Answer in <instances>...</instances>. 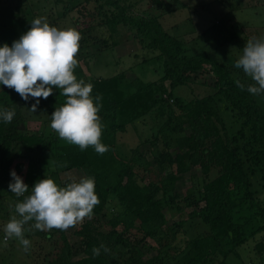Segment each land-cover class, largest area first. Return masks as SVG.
I'll list each match as a JSON object with an SVG mask.
<instances>
[{
  "label": "trees",
  "instance_id": "16d2710c",
  "mask_svg": "<svg viewBox=\"0 0 264 264\" xmlns=\"http://www.w3.org/2000/svg\"><path fill=\"white\" fill-rule=\"evenodd\" d=\"M85 1L88 5L96 2L97 7L95 13L90 14L91 20H84V23H89L85 29L77 24L82 49L87 46L89 32L96 27H105L113 35L117 33L119 24L129 25L147 42L156 57L162 59V77L153 82L135 79L132 83L135 91L127 95L122 73L109 78L86 76L87 83L93 85L92 96H102V108L98 113L103 124L101 142L110 149L103 155L96 153L92 147L81 151L78 146L59 139L50 128L52 113L66 102V97L60 95L61 90L53 87L51 96L40 98L37 107L41 110L35 113L29 110L36 102L35 98L25 101L14 89L7 88L8 93L0 91V110L15 109L11 123L0 119L1 180L8 185L12 182L10 172L17 161L25 168L23 182L30 188L25 195L30 194L38 180H55L61 171L78 170L86 177L94 178L100 203L94 207L93 214L100 215L109 210L112 217L106 223L88 220L75 230L74 234L84 247L85 258L74 264H168L167 253L173 248L176 238L164 213L165 206L171 204V191H168L171 183H176L192 169L199 170L203 180L202 188L198 190V201L189 204L195 207L190 215L193 219H201L209 232L204 238L189 242L184 247L187 256L193 255L188 264H205L207 259H216L215 256L223 252L219 248L221 240L227 239L234 247L241 245L247 239L246 230L257 221L261 222L259 231L264 230V208L258 204L251 189L252 182L239 143L244 140L251 146V151L255 149L250 152L249 160L261 167L259 170L264 181V93L258 100L256 95L247 91L253 83L233 77L231 70L210 55L188 54L185 43L167 32L160 18L138 19L130 16L128 10L132 6L120 7L119 0H104V4H99L102 0ZM22 2L19 1L17 9L8 5L0 11V21L4 20L2 24L6 20L23 17ZM105 5L119 10L104 12ZM68 9H71L70 4ZM96 22L97 25L94 24ZM225 27L213 25L210 29L219 45L231 43L241 36L226 35L228 29ZM207 72L215 77V94L189 102L174 97L173 91L177 87L195 83ZM236 80L245 85L243 90L237 86ZM218 97L226 101L241 122L235 134L228 130L223 120L219 101H216ZM172 106H176L179 112L174 111ZM154 112H160L157 117L164 118L165 122L159 133L147 140L151 144L146 143L154 155L152 163L143 164L144 157L137 148L131 151L129 158L118 155L116 132L125 131L129 123ZM32 118L42 122L40 130H29ZM169 132L179 136L167 139ZM173 144L179 150L176 155L172 153ZM151 166L157 181L140 185L137 171L140 168L146 173L153 172ZM8 193L15 203L23 200V197ZM190 197L195 200L194 195ZM199 201L204 203L201 208ZM241 211L251 215L245 219L246 223L236 224L233 215ZM51 235L46 236L51 238ZM151 241L158 248H152V255L147 257L142 246ZM101 244L111 251L105 253L101 250V254L93 258V247H100ZM224 258H227L225 254Z\"/></svg>",
  "mask_w": 264,
  "mask_h": 264
},
{
  "label": "rangeland",
  "instance_id": "374dc122",
  "mask_svg": "<svg viewBox=\"0 0 264 264\" xmlns=\"http://www.w3.org/2000/svg\"><path fill=\"white\" fill-rule=\"evenodd\" d=\"M19 1L0 0V11L8 5L12 9H17ZM119 1L120 7L132 6L128 10L130 16L138 19L160 18L164 29L181 38L185 43L188 54L206 53L231 70L233 77L254 84V81L247 77L242 69L235 67V63L242 55L243 47L249 39L264 38V0H156V3L154 0ZM104 3L105 1L102 0L99 4ZM69 4L71 9H68ZM20 7L23 12L22 18L6 20L4 24H2L4 20L0 21V47L5 43L11 47L14 41L31 28V22L36 18H43L50 26H56L62 30L68 28L79 30L77 24L81 25V29H85L89 23H84V20H91L90 14L95 13L97 3L92 2L88 5L85 0H23ZM108 9L114 12L119 10L105 5L104 12ZM173 9L175 12H171ZM94 24L97 25L98 22ZM213 25L226 26L225 28L228 29L226 35L228 36L230 34L241 36L231 43L219 45L211 35L210 29ZM117 28V33L113 35L105 27H96L89 32L91 34L87 38L86 48L80 47L76 57L79 63L74 69V75L79 80L85 78L84 81L87 83L88 78H109L122 73L121 77L124 81V86L123 82L122 86L127 88L126 94L129 95L135 91L132 84L135 79L143 82L159 80L163 74V61L159 60L153 50L149 49L147 42L138 36L136 29L123 23L119 24ZM89 33L86 35L88 36ZM84 37L86 36L84 35ZM77 72L80 74L78 75ZM214 80L213 73H203L195 83L177 87L173 91L174 97H181L183 101L189 102L212 93L215 94ZM2 90L8 93V89L4 85H1L0 91ZM261 96L256 95L258 100ZM262 99L264 98L262 97ZM216 101H219L218 105L228 130L235 134L239 130L241 122L238 121L232 113L231 107L222 97L221 99L218 97ZM172 109L179 112L176 106H172ZM37 110L40 111L41 108L37 107ZM158 113L160 112L151 113L144 119L129 123L125 131L118 130L116 132L118 155L122 158H129L131 151L137 148L144 157L142 163H152L154 155L146 143L159 133L165 122L164 118L157 117ZM41 123V121L32 118L29 120L28 128L30 131L40 130ZM48 128L47 126L46 130ZM185 129L188 131V128ZM55 135L58 136L57 133ZM167 135V139L179 136V134L170 132ZM159 142L161 146V140ZM239 143L242 156L245 159L246 171L252 182L251 189L255 193L258 204L264 208V181L259 170L261 167L249 160L250 152H254L255 149L251 151V146H248L249 143L244 140ZM178 151L173 144L172 153L176 155ZM18 162L20 163L17 161L13 165V169L24 180L25 168L22 164H17ZM151 169L153 172L146 173L139 168L137 172L140 185L145 186L151 181H157L152 166ZM84 177L86 174L82 171H61L54 181L64 187L68 183L78 182ZM202 180L200 171L192 169L176 183H171L168 191H171L169 194L171 196L169 203L171 204L165 206L164 213L171 233L176 238L173 248L167 253L168 264H188L193 255L187 256L184 247L189 242L204 238L209 232L201 219H193L190 215L195 207L189 204L198 201V190L202 188ZM8 192H10L9 185L1 180L0 175V264H74L85 258L84 247L74 234L75 230L88 220L106 223L112 217V213L105 210L100 215L93 214L91 219L86 218L74 228L71 227L66 231L37 230L32 228L34 221H31L25 225L24 237L31 242L29 250L25 252L23 246L15 238L9 239L6 245L4 243V226L13 215H17L15 200L9 196ZM193 195L195 200L190 197ZM203 205L204 203L201 202L199 208ZM249 215L251 213L247 211L234 213L233 220L236 224H244ZM260 226L261 222L257 221L251 229L246 230L247 239L239 246L234 247L227 239L221 240L219 248L223 249V252L218 253L215 256L216 259L210 258L204 263L264 264V230L259 231ZM47 234H52L51 238H47ZM142 248L146 256L149 257L152 255V248L157 250L158 247L154 241H151L145 243ZM224 254L227 258H224Z\"/></svg>",
  "mask_w": 264,
  "mask_h": 264
},
{
  "label": "clouds",
  "instance_id": "9594fccd",
  "mask_svg": "<svg viewBox=\"0 0 264 264\" xmlns=\"http://www.w3.org/2000/svg\"><path fill=\"white\" fill-rule=\"evenodd\" d=\"M81 34L72 28L58 29L50 26L43 18L31 22V28L9 47H0V84L14 89L23 100L35 98L31 112L37 111L40 98L47 99L53 94V87L61 90L66 102L56 108L51 115L50 127L59 139L76 145L81 151L89 147L103 155L109 146L101 142L103 124L98 115L102 108V96H92L93 85L77 80L74 69L78 66ZM254 84L247 87L253 95L264 93V38L249 39L243 47L242 55L235 63ZM236 84L242 90L245 85ZM15 109L0 110V119L11 123ZM9 190L16 197H23L16 203L15 213L4 226V243L15 238L27 252L31 246L24 237L25 225L34 221L32 228L41 231L58 229L66 231L91 219L94 207L100 203L95 192L93 177L72 181L59 186L52 178L38 180L29 192V187L13 170ZM109 253L106 245L93 247V258Z\"/></svg>",
  "mask_w": 264,
  "mask_h": 264
}]
</instances>
